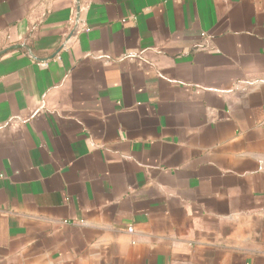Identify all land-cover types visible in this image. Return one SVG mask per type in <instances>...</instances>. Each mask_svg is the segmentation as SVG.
<instances>
[{
  "label": "crops",
  "instance_id": "crops-1",
  "mask_svg": "<svg viewBox=\"0 0 264 264\" xmlns=\"http://www.w3.org/2000/svg\"><path fill=\"white\" fill-rule=\"evenodd\" d=\"M0 264H264V0H0Z\"/></svg>",
  "mask_w": 264,
  "mask_h": 264
},
{
  "label": "built area",
  "instance_id": "built-area-1",
  "mask_svg": "<svg viewBox=\"0 0 264 264\" xmlns=\"http://www.w3.org/2000/svg\"><path fill=\"white\" fill-rule=\"evenodd\" d=\"M129 230L132 231V228H130Z\"/></svg>",
  "mask_w": 264,
  "mask_h": 264
}]
</instances>
